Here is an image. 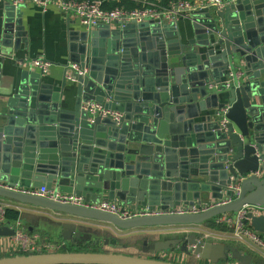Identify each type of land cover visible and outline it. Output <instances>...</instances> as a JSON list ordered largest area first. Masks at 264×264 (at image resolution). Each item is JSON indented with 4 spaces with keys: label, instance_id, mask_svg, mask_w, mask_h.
<instances>
[{
    "label": "water",
    "instance_id": "95a60500",
    "mask_svg": "<svg viewBox=\"0 0 264 264\" xmlns=\"http://www.w3.org/2000/svg\"><path fill=\"white\" fill-rule=\"evenodd\" d=\"M249 1L253 4L248 7H244V0H238L220 11L192 13L199 43H183L178 24L162 26L153 22L127 25L112 36L116 42L109 50H103L102 44L92 39L86 47V64L81 66L89 72L73 88V111L61 107L68 87L66 80L61 99L51 102L49 96H38L42 89L40 76L28 75L32 87L22 91V106L0 112V140L6 138L15 155L7 158L15 160L1 170L0 181L6 184L0 183V199L76 221L107 225L116 239H105L104 244L119 250L128 246L121 244L118 236L152 229L194 231L224 215L236 216L245 206L263 208L264 80L260 79L264 78V33L258 34L254 24L259 23L260 31L264 28L261 17L255 19L258 12L264 16V9L257 5L260 0ZM7 3L1 58L10 48L9 17L15 9L20 11L26 6ZM105 28L111 27H97L98 31ZM148 28L157 32L156 37L168 39L160 44L162 52L150 53L140 41L131 45L121 42L122 34L142 33ZM174 29L178 34L173 42L168 31ZM235 70L243 76L235 78L230 88L221 92L210 88L223 82L219 74L227 80ZM250 71L252 76L246 74ZM153 84L157 91L147 87ZM181 92L186 98L179 99ZM86 102L104 104L124 117L119 123L100 117L92 121L82 110ZM45 112L51 115L46 117ZM201 116L203 122L197 123ZM178 118L182 123L169 130L167 121ZM15 125L19 126L17 135L13 132ZM12 136L11 144L8 140ZM145 140L152 146L140 145ZM16 186L75 194L93 204L107 198L132 210L193 207L196 202L201 205L206 194L217 203L199 214L123 219L11 189ZM244 225L264 238V215L250 212ZM15 236L14 226L0 228V238ZM60 237L67 245L99 240L68 226ZM66 248L62 252L0 259V264H178L151 257L174 251L211 264H255L237 247L207 241L200 234L157 240L138 256L70 252Z\"/></svg>",
    "mask_w": 264,
    "mask_h": 264
},
{
    "label": "crops",
    "instance_id": "0c3cea01",
    "mask_svg": "<svg viewBox=\"0 0 264 264\" xmlns=\"http://www.w3.org/2000/svg\"><path fill=\"white\" fill-rule=\"evenodd\" d=\"M139 1L141 0H120L119 2H110L107 5L109 7H124L127 9H135L139 5ZM170 1L173 0H162V4L165 6ZM189 1H191L192 3H198V1L200 0ZM244 1V7H248L249 5L253 4L249 0ZM7 2L8 1H0V40L2 39V35L5 31V21L7 18L5 14V8L8 4ZM24 5L26 6L20 11L15 9L13 11V14H11V16L9 17L11 21L8 25V28L11 32L10 48H8L6 51L7 56H3V58H1L2 56H0V112L6 111L8 109L17 110L22 106L23 102L21 99V93L24 90L26 91L27 89H31V77H28V75L32 74H37L40 76L38 84H40L39 87H42V89L41 92L39 91V97H41V95L42 97L49 96L51 102L56 98L61 99L63 92L62 85L66 80V69L68 65L75 64L85 66L86 62L84 60L86 57V47H90V45L92 44V39H94L96 43L98 42L99 46L100 44H102L103 50H109L110 48H112L113 43L116 42L114 41L112 36H114L115 33L123 30V28L120 29L118 27H111L110 30L105 28L98 31V29L96 28L92 31H88L81 25L78 18L68 13L62 12L55 6H51L48 9L44 10L30 3H24ZM257 5H263L261 7H263L264 9V0H260ZM258 13L259 15L256 16L255 19L261 17L264 23V16H262L263 13ZM177 24L179 27L178 33L182 36L183 43H186V41H194L199 43V41H197V36L194 33L191 16H183ZM259 27V23L256 22L254 24L256 32L258 34L264 33V28L260 31ZM178 33L177 31H175V29L168 31V35L169 37H171V41L174 42L175 40H177L176 35ZM137 35H141L142 38H139ZM155 35H157V32L153 31L151 28H148L142 33L138 31H129L128 33H126V35L122 34L121 42L123 41L131 45L134 42L140 41L143 43V47L145 49H148L150 53H158L159 51L162 52L163 48H161L160 44L162 42H167L168 39H166V37H156ZM197 48L199 49V47ZM115 49H118V45H116ZM93 56L94 50L92 51V57ZM37 58H45L47 61L53 64V67L48 75H42L37 70H31L27 67H24L23 65H20L21 62H25L26 60L32 61L33 59ZM246 74L248 76H252L253 72H246ZM24 75H26V77ZM218 79H222L223 82L225 81V78H223L220 74L218 75ZM260 80L262 81L264 80V78ZM67 83L68 87L64 92L65 98L61 103V107L63 110L73 111L75 107V97L73 94L75 83L73 84L68 81ZM147 87L152 88L154 91H157V87L155 84L148 85ZM182 96L183 95L181 92L180 97ZM184 98L186 97H182L179 99ZM38 104H41V98L40 100H38ZM44 115L46 117H49L51 113L45 112ZM203 118L204 117L201 116V118L197 120V123H202ZM163 119L164 114L162 115V120ZM181 123L182 122L179 118L177 119V121H173L172 119L167 121L169 130H172L173 127H178V125H180ZM18 129L19 126L15 125L13 132H15L16 135ZM202 134H206V131L203 130ZM5 139L6 138H2V140H0V177L1 173H3L1 171L2 168L6 165L11 164L15 160L7 159L9 156L12 157L15 155L14 153H12L11 149L8 148L9 144L5 141ZM8 141L12 144L13 136ZM140 145H144L146 146V148L152 146L151 144L146 143V140ZM0 183L6 184L1 181ZM159 192H163V190H159ZM106 201L109 200H107L106 198V200L102 202ZM202 201L203 202L201 205L217 203V201L210 199L207 194L202 196ZM115 202H118L121 205V202ZM158 203L163 204L161 200H159ZM196 203L197 206H201L198 204V202ZM0 204L7 205L11 209L19 212L20 216L19 220L17 221H20L23 224V227L32 238V247L36 248V252L34 251L33 253L28 254L56 253L65 251V249H62L63 244H61L65 241L61 239L60 232L66 226L76 227L78 231L80 229L84 234H89L94 239H99V245L101 243L104 244L105 239H116L112 229L104 224L80 220L76 221L73 218L67 216H62L31 206L20 205L9 200L0 199ZM174 207H170L168 208V210L173 209ZM155 209L162 208L156 207ZM17 221H7L6 225L10 224L14 226ZM213 222L211 227L206 224L200 228L194 229V231L186 232L169 228L155 229L154 232H167V234L169 235L163 240L179 239L190 234H200L201 232L205 236H202L201 234L200 236H202L205 240L210 242H221L229 246H235L243 254L250 255L254 259L255 264H264L263 248L252 244L250 241L248 243L239 241L234 236V229L229 228L228 230H218L213 225ZM146 232L147 231L143 230L140 231V233L132 234V236L144 237L146 236ZM120 238L121 236H118L117 239L119 240ZM86 243L89 242H84L83 245H85ZM83 245L71 244V246ZM123 245L128 246V248L124 250H128L131 247L128 244ZM71 246L69 245L66 249L68 250V248ZM107 246L109 247L111 245L104 244L102 249L104 251L107 250ZM111 247L113 248L114 246ZM114 248L117 249L116 247ZM19 255L24 254L21 251L20 245L15 241L14 238H0V259L12 258ZM169 257L171 258L172 262L178 264H211L208 261H202L198 257L188 256L179 251L170 253ZM221 264L237 263L229 261Z\"/></svg>",
    "mask_w": 264,
    "mask_h": 264
},
{
    "label": "built area",
    "instance_id": "2783aa9c",
    "mask_svg": "<svg viewBox=\"0 0 264 264\" xmlns=\"http://www.w3.org/2000/svg\"><path fill=\"white\" fill-rule=\"evenodd\" d=\"M13 3L14 6L30 3L44 10L51 6H55L64 13L75 16L79 19L81 25L88 31L96 29L100 25L125 28L131 23L143 24L153 22L160 25L177 24L183 16H191L192 13L203 9H211L220 11L226 6L235 3L238 0H200L198 3H192L189 0H173L167 5L162 4V0H141L135 9H127L124 7H109L110 2H119L120 0H0ZM20 65L31 70H37L42 75H48L53 64L45 58H37L32 61L26 60ZM89 69L80 65L70 64L66 69V80L70 83H77L79 78L88 74ZM243 73L235 70L231 73V77L219 85H211L212 90L221 92L230 88L234 84L235 78L241 79ZM82 110L87 112L93 121L100 117L102 119H111L114 122H121L123 114L108 109L105 105L96 102H86L82 105ZM24 194L41 196L51 201L62 204L73 205L78 207L91 208L103 211L109 214H115L123 219H133L136 217L158 216V215H183V214H199L216 206L215 204H206L201 206H181L167 211L160 209L152 210L150 208H140L136 210L124 208L118 202H101L93 204L85 201L83 198L75 194L62 193L60 191H49L45 188L22 189L19 186L11 188ZM9 206L0 204V228L7 223V209ZM252 212L254 215H264V207L245 206L238 215H224L215 223L235 231V238L244 243L249 241L258 247L264 249V238L255 233L251 228L244 225L247 215ZM16 230L15 241L20 245L23 253L36 252V248L31 245V236L28 234L20 221L14 225ZM63 248L69 245L62 242ZM143 255V254H141ZM170 254L159 253L152 258L172 261ZM150 257V256H149Z\"/></svg>",
    "mask_w": 264,
    "mask_h": 264
},
{
    "label": "rangeland",
    "instance_id": "374dc122",
    "mask_svg": "<svg viewBox=\"0 0 264 264\" xmlns=\"http://www.w3.org/2000/svg\"><path fill=\"white\" fill-rule=\"evenodd\" d=\"M214 226L218 230H228L229 229L227 227H224V226H221V225H217V224L214 225ZM152 230H151L152 232L150 230H147V232L145 233L146 236H144V238L143 237H135V236H132V234L121 236V238L119 239L120 243L121 244H128V245H130L132 247V248L130 247L128 250H124V249L117 250L114 247L112 248L111 246H109V247L107 246L108 249L105 250V251L106 252H110V253H122V254H125V255H135V256L141 255V254H143L141 252L142 243H143V241L145 239L146 240L147 239H152V241L155 242L157 240H163L164 238L168 237V235H169V234H167V232H165V233H157V232H154L155 229H152ZM196 232H198V231H196ZM200 234L202 236H205L201 232H200ZM103 246H104V244L101 243L100 245L96 246L95 249L97 250V252H102V251H104L102 249ZM74 247H76V246H74Z\"/></svg>",
    "mask_w": 264,
    "mask_h": 264
},
{
    "label": "trees",
    "instance_id": "16d2710c",
    "mask_svg": "<svg viewBox=\"0 0 264 264\" xmlns=\"http://www.w3.org/2000/svg\"><path fill=\"white\" fill-rule=\"evenodd\" d=\"M19 212L11 209L10 207L7 209V221H17L19 220ZM212 222H209L208 225L211 227L212 226ZM213 225H216L215 224V221L213 222ZM93 245V246H92ZM99 245V241L97 242H89V243H86L85 245L83 246H71L68 248V251L70 252H97V250L95 249L96 246ZM24 255H28V253H23Z\"/></svg>",
    "mask_w": 264,
    "mask_h": 264
},
{
    "label": "flooded vegetation",
    "instance_id": "af4514ba",
    "mask_svg": "<svg viewBox=\"0 0 264 264\" xmlns=\"http://www.w3.org/2000/svg\"><path fill=\"white\" fill-rule=\"evenodd\" d=\"M144 238V237H143ZM145 242H148L149 244H146ZM153 243V241H152V239H145L144 241H143V243H142V250L143 249H145V248H148L149 247V245H151ZM142 250H141V252H142Z\"/></svg>",
    "mask_w": 264,
    "mask_h": 264
}]
</instances>
